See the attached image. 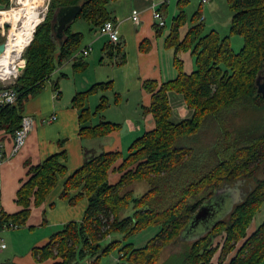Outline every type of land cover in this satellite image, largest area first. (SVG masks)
Segmentation results:
<instances>
[{
  "label": "trees",
  "instance_id": "obj_1",
  "mask_svg": "<svg viewBox=\"0 0 264 264\" xmlns=\"http://www.w3.org/2000/svg\"><path fill=\"white\" fill-rule=\"evenodd\" d=\"M112 1L115 0H51L45 20L36 27L33 40L26 48L25 67L11 85L18 94L17 102L0 105V131L15 134L27 115L24 112L26 101L40 92L66 61H74L75 68L86 66L83 56L76 57L83 33L73 32L69 27L64 38L58 41L53 31L56 11L62 6L81 5L82 11L77 19L83 18L100 30L108 20L116 23L108 9ZM228 1L232 8L230 34L221 37L214 29L203 34L201 20L190 26L182 38L180 32L186 17L182 5L188 0H178L180 11L173 17L165 37L166 47L174 48L173 63L178 73L164 81H143L144 88L151 94V102L144 106V110L153 115L154 127L137 134L127 154L124 155L119 148L93 154L66 178L61 197L75 202L86 196L88 206L82 220L68 221L51 235L46 244L32 249L36 262L51 259L52 264H78L91 258L93 263L99 264L102 257L118 251L119 260L111 264H156L167 242L185 239L188 246L179 264H223L224 260L228 261L227 264H264V220L250 234L246 231L264 202V176L254 178L256 171L264 172V131L254 135L249 128L246 129L250 137L244 144L216 148L220 158L197 177L185 181H182V174L190 161L192 149L191 146H176L181 137L196 134L203 119L211 114L230 110L247 98L254 99V102L264 100V95L257 93L255 83L264 68V0ZM10 4L11 0H0V7H9ZM167 5L164 2L156 10L163 15ZM201 6L194 16L200 17ZM164 19V25L155 23L157 35L167 25ZM231 34L243 38L238 51H233L230 46ZM2 42L4 39L0 40ZM144 44L148 45L149 40H144L141 46L143 51H147ZM182 50H191L194 57L195 68L190 72L183 69L184 61L178 57ZM106 51L116 65L125 62L122 42L114 44L108 40ZM54 88H59L58 83ZM113 88L112 80L96 82L74 95L73 106L79 109L82 137H104L121 129V123L104 118L93 123V116L110 105V97L101 94L94 109L89 105L91 95ZM173 94L181 96L192 111L190 117L172 120ZM119 98L118 92H114L113 102L118 103ZM241 137L240 133L237 138L240 140ZM66 159V152L61 151L38 165L30 166L28 179L17 191L16 201L22 209L12 214L2 209L0 229L5 226L19 229L27 225L32 208L46 201L60 177L67 172ZM249 167L253 168L249 170ZM112 172L120 173L115 182L110 180ZM244 177L254 180L233 204L230 213L209 231L189 241L188 234L184 232L190 218L204 201L211 198L215 190ZM138 181L147 182L149 187L142 194L135 195L134 189L129 187ZM205 182L214 187V192L205 199L189 203L192 195L204 190ZM73 191L77 194L72 197ZM130 207L132 211L125 214ZM150 225L157 226V231L143 246L136 247L133 242L123 243L121 239L103 244L113 233L128 237ZM221 227H224L226 237L221 246L223 253L219 254L215 263L212 258L220 244H214L213 234ZM0 264L19 263L6 260Z\"/></svg>",
  "mask_w": 264,
  "mask_h": 264
},
{
  "label": "crops",
  "instance_id": "obj_2",
  "mask_svg": "<svg viewBox=\"0 0 264 264\" xmlns=\"http://www.w3.org/2000/svg\"><path fill=\"white\" fill-rule=\"evenodd\" d=\"M159 1L160 4L164 3V0ZM156 2H158V0H156ZM160 4H155L152 0H115L108 4V9L112 17L116 20L118 33L121 39L120 42L123 44V51L125 53V62L121 65H116L114 61L111 60V56H106V42H104L103 38H107V36H102L99 27H95L86 20L90 25V39L87 40L83 47L80 46V49L91 45L92 51L88 57L96 52V58L87 59L88 57H84L83 62L86 63V66L81 68H75L74 61L72 60L66 61L52 74L42 90L26 101L24 112L27 115L33 116L35 123L34 129L30 133L27 143L21 151L14 152V134L7 131H0V140L5 156L0 166V202L2 209L10 214L22 209L16 201L17 191L22 183L28 179L30 166L38 165L49 156L61 151H65L67 155V172L60 177L56 188L48 195L46 201L42 205L32 208L27 225L23 227L24 230L22 232L18 233L21 237L12 240L11 235H9V242L8 240L4 241L7 248L4 250L0 249V262L6 260H13L19 264H43L47 262L48 260L36 262L32 254V249L35 246H43L50 240L54 232L50 233L51 231L46 230L48 227L63 226L68 221H71L72 219L70 218L74 216L78 203L86 197L75 202H70L68 198H62L60 194L66 178L93 154H98L105 150H113V148L117 149L121 146L119 141L120 136L123 137L124 135L121 130L104 137H82L80 133L79 109L73 106V97L78 91L85 90L96 82H104L102 78L104 75H107L108 72L97 76L96 79L90 77L93 81L89 83H87L84 78V75H92L93 69L97 64V57L101 55L98 59L99 65L104 64L106 57L110 59L112 68L111 75H109L110 77L107 81L112 80L114 86L117 84L119 75H124L122 87H118L117 91L114 88V90H112L113 93L118 92L120 101L124 99L126 92L130 93L135 89L142 92L141 101L143 107L148 106L151 102V94L144 88L143 81L146 79H158L160 81L168 80L169 77L163 78L161 75L162 72L160 71L161 61L164 64L165 59H167L165 55L167 54L164 51L162 54L160 51L157 41L158 38L156 37L157 29L155 28L154 22V11ZM165 8H167V6H165ZM136 16L139 22L134 19ZM57 38L58 41L62 40V38ZM83 39L84 33L82 42ZM144 40H149L148 45L144 44V46L148 48L147 51H143L141 48ZM129 44L131 45L129 46ZM97 51H99V53H97ZM261 75L262 74L259 76ZM53 77L55 78L53 79ZM56 83H58L59 86L57 90L54 88ZM105 93L102 92L101 94ZM98 94L100 93L93 95ZM93 95L89 97V100ZM119 103L115 104L119 105ZM109 106H107V108ZM54 115L56 118L51 119ZM103 118L107 120L106 116H103ZM139 118L140 119H137V126L131 125V131L140 134L142 126L146 128V130L154 127L155 122L151 113H146L144 110L143 115ZM108 121H112V119ZM112 136L115 137L114 140ZM116 174L117 176H115ZM112 176L113 179H111V181L115 182L119 179L120 173L112 172ZM71 194L73 197L77 194V191H73ZM44 218L46 219L45 222ZM82 218L78 221L82 220ZM9 229L12 228L0 229V238L4 239L2 233H5ZM37 229H44L41 235L30 234H34ZM35 236H37V241L34 239ZM28 239L32 243L28 244L25 257L18 256L15 252L13 254V252L8 251L9 246L12 245L18 247L20 243H22L24 246L25 243L28 242Z\"/></svg>",
  "mask_w": 264,
  "mask_h": 264
},
{
  "label": "rangeland",
  "instance_id": "obj_3",
  "mask_svg": "<svg viewBox=\"0 0 264 264\" xmlns=\"http://www.w3.org/2000/svg\"><path fill=\"white\" fill-rule=\"evenodd\" d=\"M155 4H160V1L156 2V0H152ZM168 1V2H167ZM178 0H164L163 2H167V8L163 10V15L166 18L167 25L165 29H163V32L160 35H157L158 38L157 41L159 43V48L161 53L163 54V51L167 54L165 57L164 64L161 61V75L163 78H174L178 71L176 70L174 64H173V51L174 48L169 49L165 46V37L169 33L173 17L176 16L179 13V7H178ZM200 17L198 15H195V12L198 11L200 5ZM50 6V5H49ZM44 3L40 5L39 11H43ZM48 10V9H47ZM182 11L185 13V20L184 25H182L181 29V37L184 38L185 34L187 33L190 26L193 24L203 21V34L210 32L211 30H216L221 37L230 34V27H231V21H232V8L230 7V3L228 0H209L206 3H203L202 0H188L187 3L182 5ZM20 12H15L14 16L19 17ZM46 13V12H44ZM17 15V16H16ZM195 17V18H194ZM9 18V15H8ZM194 18V19H193ZM139 22V21H138ZM155 22V20H154ZM32 23L26 24V29L23 30L21 35L17 37L11 38V47L13 49L14 53V59H16V54L21 52V49L23 47V43L25 41L24 32L29 31L32 29ZM89 23L85 19H77L75 20L71 25V30L74 31H81L84 33V39L82 42L81 47L87 42L89 37ZM19 32V31H16ZM103 36V35H102ZM4 39V37L0 36V40ZM104 42H107V38H103ZM230 46L233 51H238L240 47L243 44V38L237 34H231L229 39ZM132 44V43H131ZM129 44V46L131 45ZM83 49V48H82ZM80 49V50H82ZM18 50V51H15ZM103 51V50H102ZM99 53V51H97ZM172 53V54H171ZM94 55V56H92ZM90 57L85 56L87 59H92L93 57L96 58V52L92 53ZM106 56L107 53H106ZM101 57L99 55L97 57V64L93 69L92 75H84L85 80L87 83L93 81V79H96L97 76H100L104 74L105 72H108L107 75L103 76L102 81L109 80V75H111V66L112 63L108 57L105 58V62L102 65L98 64V59ZM162 57V56H161ZM178 57L184 61L183 63V69L185 71H192L195 68V60L194 57L191 55V50L189 51H181L178 54ZM162 60V58H161ZM12 61H7L6 63H3L4 66L9 65ZM111 64V65H110ZM5 70H9V67H5ZM260 74H264V68L261 70ZM261 75V76H262ZM89 76V77H88ZM90 77H93L91 79ZM55 77H53L54 79ZM168 78V79H169ZM111 79V78H110ZM124 83V75L120 74L117 84L114 86V89L117 91L118 87H122V84ZM257 87V86H256ZM107 96L110 97V106L105 109L103 112L99 113L94 117L93 122L100 121L103 116L107 117V120H111L117 123H121V132H123V137L120 136V148L124 155L127 154L128 148L131 144V142L135 139V135L137 133L131 131V125L137 126V119H140L139 117L143 115L144 107L142 105L141 101V95L142 92L139 90L133 89L130 93H125L124 99L119 100L118 104L113 103L114 100V93L112 90H109L105 93ZM101 95H93L90 100L89 104L94 109L96 105L99 102V96ZM172 105H173V111H172V120L173 121H179L184 118H188L192 115V111L189 110L186 106V103L181 99L180 95L173 94L172 95ZM229 109H225L221 113L218 114H211L212 116H208L203 119V124L199 128L198 132L196 134L190 135V136H183L180 139L177 140L176 146L182 147V146H191V152L189 155L190 161L188 162V165L185 167L186 170L183 172L182 181H185L188 179H193V177H197L208 167H210V164L215 163L220 158V154L216 153V148L223 149L227 145L235 144L242 145L244 144V141L247 140V138L250 137V135H247L249 132L246 129L249 128L251 133H262L264 131V100L256 101L254 102V99H245L240 100V103L232 107L229 111ZM227 111V112H226ZM225 114V115H224ZM219 115V116H217ZM146 128L142 126L140 133L144 132ZM240 133L242 134L241 139L239 140L237 137L240 136ZM244 133L246 135L244 136ZM249 136V137H248ZM245 137V140H244ZM252 137V136H251ZM115 137L112 136V139L114 140ZM233 145V146H235ZM114 150V148H113ZM109 151V150H107ZM253 167H249V170ZM255 173V172H254ZM117 176V174L115 175ZM264 176V172L261 170L256 171L254 178L255 180L258 178H261ZM113 179L112 173L110 174V180ZM251 180V182H250ZM252 180H254L252 177H244L237 181H235L232 184H227L221 188L218 189V193L220 196H227L229 195L228 200L226 201L225 206L223 207V210L219 212L217 215V219L223 218L230 210L232 209L233 204L242 197L243 193H245V190L249 187L248 184H252ZM249 181V182H248ZM206 183V182H205ZM209 183H206L204 190L198 194H194L189 198V203H195L199 200L207 198L210 194L214 192V187L208 186ZM254 184V182H253ZM242 185H246V187H243ZM149 187V184L145 181H138L135 183H132V185L129 187L130 189H134L135 195L142 194L147 188ZM125 191V190H124ZM216 191V190H215ZM214 196V194H213ZM84 202V203H82ZM83 204V205H82ZM88 204L87 197L83 198L79 203L77 210L72 216V220H79L83 217L85 208ZM132 211V208L130 207L128 210L125 211V214ZM124 215V213H123ZM264 220V202L261 205L260 209L257 211L255 216L252 218V222L247 227V233L250 234L258 224H260ZM63 226H54L52 228H47L46 230L55 232L60 229H62ZM226 227V226H225ZM224 227H221L215 233L213 234L214 237V244H220V248L218 249V252L213 256L212 261L215 263L218 262V256L220 253H223L221 246L223 245L226 237V232L223 231ZM24 228L19 229H9L3 234L4 241L9 242V235H11L12 240H16L17 238L21 237L18 233L22 232ZM44 229H37L35 233H30L32 235H41ZM204 227H200L196 232H192V234H188V240H193L198 237H200L205 231ZM225 230V229H224ZM157 226L150 225L149 227L137 232L136 234L130 235L128 237H125L122 233H113L109 237H107L103 244H107L109 241H112L114 239H121L123 243L125 242H133L136 247L143 246L147 241L156 233ZM223 231V232H222ZM35 241H37V236L34 237ZM32 243L31 241L25 243L23 246L22 243L18 247L15 246H9L8 251L16 253L18 256H24L26 253V249L28 247V244ZM166 246L163 248L161 252L160 259L156 264H179L182 258V253L186 250L187 246L185 239H178L175 241H169L165 244ZM231 255L228 256L230 258ZM92 260L94 259H87L81 262H78V264H96L93 263ZM119 260V254L118 251L112 252L111 254L104 256L101 258L99 264H111L113 262H116ZM47 261V260H46ZM221 261V259H220ZM227 261V260H226ZM226 261H223V264L226 263ZM228 262V261H227ZM53 260L49 259L47 262L43 264H52ZM222 263V262H221ZM220 264V262H219ZM227 264V263H226Z\"/></svg>",
  "mask_w": 264,
  "mask_h": 264
},
{
  "label": "built area",
  "instance_id": "obj_4",
  "mask_svg": "<svg viewBox=\"0 0 264 264\" xmlns=\"http://www.w3.org/2000/svg\"><path fill=\"white\" fill-rule=\"evenodd\" d=\"M207 1L209 0H202L203 3H206ZM50 2L51 0H24L22 3H19L18 0H11V4L9 7H0V36L4 37V42L6 44V49L4 50L3 53L0 54V56L6 53L7 47L12 41L11 38L13 33H15L16 31H23L24 29H26L27 23L33 22L31 31H29V33H27V35L25 36L26 39L23 43L22 51L20 52V57L9 63V65L7 66H4L0 62V105L14 104L17 102L18 94L15 91V89L11 87V85L16 82L17 78L20 76V74L22 73L25 67L26 48L33 40L36 27L45 20V17L49 10ZM42 3H44V7H43L44 10L39 11V7L40 5H42ZM16 11L20 12L19 17L14 16ZM21 11L23 12L21 13ZM33 11L37 12L34 20L31 17V12ZM38 16H40L39 21H38ZM154 18L159 25L165 24V19L161 14V12H159L158 10L154 11ZM134 19L138 21L137 16ZM99 31L102 35L107 36L108 40H110L114 44H117L121 41L120 34L118 33L117 24L111 20L106 21L100 27ZM91 51H92V46L88 45L87 47L80 50L76 54V57L79 58L80 56L83 57L88 56L91 53ZM5 67H10L11 72L9 73L5 72L4 71ZM55 118H56L55 115L51 117V119H55ZM34 123L35 120L33 116L30 115L24 116L21 127L17 129L14 134V140H15L14 152L21 151L22 148L26 145L28 137L32 132V130L34 129ZM4 159L5 156L3 153V146L0 140V166L2 165ZM1 210L2 207L0 202V212ZM10 227L13 226H5V228H10ZM5 248H7V245L4 242V239L0 238V249L4 250Z\"/></svg>",
  "mask_w": 264,
  "mask_h": 264
},
{
  "label": "water",
  "instance_id": "obj_5",
  "mask_svg": "<svg viewBox=\"0 0 264 264\" xmlns=\"http://www.w3.org/2000/svg\"><path fill=\"white\" fill-rule=\"evenodd\" d=\"M81 11L82 6L78 4L62 6L56 11L54 15L53 31L55 32L57 37L63 38L65 36L66 31L69 29L70 25L78 18ZM5 49V42L0 43V54L3 53ZM255 83L257 86V93L264 95V74L257 77ZM229 195L232 194H227V196H220L217 189L214 196L206 199L204 203L199 207L197 212L192 215V217L190 218V222L186 227L187 230L184 232V234H192V232H196L200 227H204L205 232L209 231L216 222L226 217L230 212H228L223 218L217 219V215L219 214V212L223 210V207H226L225 204L228 200ZM185 238H187V236Z\"/></svg>",
  "mask_w": 264,
  "mask_h": 264
},
{
  "label": "bare ground",
  "instance_id": "obj_6",
  "mask_svg": "<svg viewBox=\"0 0 264 264\" xmlns=\"http://www.w3.org/2000/svg\"><path fill=\"white\" fill-rule=\"evenodd\" d=\"M23 1L24 0H18L19 3H22ZM22 12L23 11H21V13ZM36 14H37V12H35V11L31 12V17L33 18V20L35 19ZM39 19H40V16H38V21H39ZM155 23H157L156 20H155ZM29 31H31V30H29ZM29 31L24 32V37L27 35V33H29ZM22 32L23 31H19V32L13 33L12 37H17V36L21 35ZM25 39H26V37H25ZM15 51H18V50H15ZM21 51H22V49H21ZM19 57H20V53L16 54V59H18ZM13 59H14L13 49H12L11 45L9 44L8 47H7L6 53L3 54L2 56H0V62H1V64H3V63H6L7 61L8 62L9 61H13ZM4 71L7 72V73H9V72H11V68L9 67V70H5V68H4Z\"/></svg>",
  "mask_w": 264,
  "mask_h": 264
}]
</instances>
